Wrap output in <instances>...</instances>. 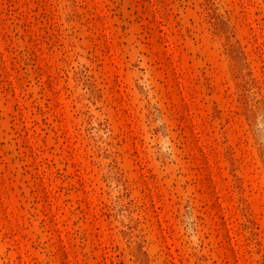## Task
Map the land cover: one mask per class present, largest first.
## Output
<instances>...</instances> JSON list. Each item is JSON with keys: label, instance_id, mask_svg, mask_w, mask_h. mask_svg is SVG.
I'll use <instances>...</instances> for the list:
<instances>
[{"label": "rangeland", "instance_id": "rangeland-1", "mask_svg": "<svg viewBox=\"0 0 264 264\" xmlns=\"http://www.w3.org/2000/svg\"><path fill=\"white\" fill-rule=\"evenodd\" d=\"M0 264H264V0H0Z\"/></svg>", "mask_w": 264, "mask_h": 264}]
</instances>
